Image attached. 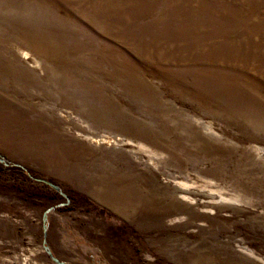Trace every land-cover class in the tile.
<instances>
[{
	"label": "rangeland",
	"instance_id": "374dc122",
	"mask_svg": "<svg viewBox=\"0 0 264 264\" xmlns=\"http://www.w3.org/2000/svg\"><path fill=\"white\" fill-rule=\"evenodd\" d=\"M52 257L264 264V0H0V264Z\"/></svg>",
	"mask_w": 264,
	"mask_h": 264
},
{
	"label": "water",
	"instance_id": "95a60500",
	"mask_svg": "<svg viewBox=\"0 0 264 264\" xmlns=\"http://www.w3.org/2000/svg\"><path fill=\"white\" fill-rule=\"evenodd\" d=\"M46 248V250H47V247H45ZM47 253H48V255L50 254V252L47 250ZM52 259L56 262V263H58V264H65V263H63V262H59L56 258H54V257H52Z\"/></svg>",
	"mask_w": 264,
	"mask_h": 264
},
{
	"label": "bare ground",
	"instance_id": "6f19581e",
	"mask_svg": "<svg viewBox=\"0 0 264 264\" xmlns=\"http://www.w3.org/2000/svg\"><path fill=\"white\" fill-rule=\"evenodd\" d=\"M47 218V217H46Z\"/></svg>",
	"mask_w": 264,
	"mask_h": 264
}]
</instances>
